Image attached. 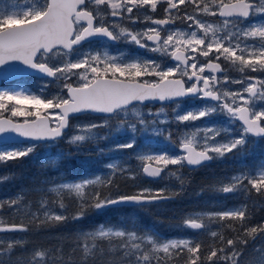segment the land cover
<instances>
[{"label": "snow or ice", "instance_id": "1", "mask_svg": "<svg viewBox=\"0 0 264 264\" xmlns=\"http://www.w3.org/2000/svg\"><path fill=\"white\" fill-rule=\"evenodd\" d=\"M186 3L196 4L200 11L213 16L217 15V12L212 11L211 7H215L219 15L225 18L223 24L209 25L187 13L181 16L178 5ZM165 4L167 5L163 9L165 18L153 20L150 15H145L144 20L151 21L155 26L143 31L134 32L120 27L114 20L109 23L111 18L119 17L123 20L128 14L127 19L135 24L139 17L131 15L133 9L155 12L158 5ZM0 5H4L0 7V78L10 75L13 71H31L41 79L52 78L61 82L63 88L67 90V98L60 94L48 98L45 95L47 83L40 86L38 94H31L30 89H0V140L6 138L8 141H20V138H24L21 143L25 141L54 143L65 137V130L70 127V114L102 113L106 114L103 123L80 127L81 134L72 135L69 143L78 145L84 141L107 139L98 137L94 129L108 127V122L113 117H124L119 120L116 128L118 132L129 135L130 139L127 143L117 144L113 150L131 149L136 146L138 131L142 135L150 134L152 137L164 136L167 132L168 135L164 139L168 141L172 135L168 128L164 127L171 121L163 108L159 112L148 113L154 117L148 122L143 114L135 110L136 104L160 101L175 103L179 108L185 98L204 101L201 106L194 107L184 114L173 110L178 126L193 128L191 132L183 134L180 147L177 149L180 154L173 155L163 151L138 155L142 162L143 174L155 180L162 178L165 172L170 176L177 175L168 171L169 165L179 168L204 166L212 160L222 159L234 150L239 153L249 136L264 138V107L255 110L256 103L251 105L248 103L251 97L264 100V79L244 76L240 80H232L224 73L221 64L215 62L223 58L242 74L246 69L264 73V0H234L230 3L211 0V7L209 4L201 7L197 0H25L23 4L19 0L11 2L0 0ZM106 9H110V12ZM254 17L260 19H253ZM176 19L182 23H190L185 30L164 27L174 24ZM162 32L166 35H162ZM94 39L106 44L121 41L135 44L140 48L160 53L161 57L168 56L173 61V66L166 67L157 60H145L139 56L129 59L124 53L110 55L107 47L95 52L91 49L80 50L83 43ZM210 54L215 56V60ZM201 57L206 58V62H200ZM17 61L23 67L20 69L9 67L12 62ZM217 72L223 74L222 80L216 75ZM74 76L79 78L78 86H73L69 82ZM177 76L179 78H174ZM145 77L157 79H144ZM226 84H239L242 86V92L223 91ZM242 93H247L248 97ZM21 97L30 103L31 108L20 106ZM238 100L242 103L238 104ZM130 111L134 119L129 118ZM6 112L10 113L11 117H24L23 122H14L4 116ZM213 115L226 117L229 127L218 128L210 124L198 127L193 123ZM161 116H164V119H160ZM236 121L240 122L238 135L229 132ZM222 132L229 133L232 138L223 143L219 142L217 137ZM197 143L200 150L193 147ZM35 147L34 143H28L23 150L0 148V162L26 157L35 150ZM171 147L176 149L174 144ZM106 167L114 170L118 165L109 163ZM120 171L131 172V169L120 168ZM129 178L135 179L136 176L133 174ZM231 180L232 183L219 191L225 194L247 192L249 189L244 184L247 180L252 188L261 192L264 189V170L260 171L258 178L241 174L232 177ZM100 182L101 178L97 176L95 179H86L79 183H61L50 191L60 193L68 190L83 197L86 187ZM108 183L111 184V181ZM182 183L181 180V186ZM166 191L165 188L156 190L144 188L136 194L118 195L114 199L101 198L97 192L91 196L95 202L90 207L97 211L115 205L144 208L179 195V193L167 195ZM45 203L47 202L41 204V208ZM86 203L87 201L81 203V211L72 217L73 220L83 218ZM18 204L19 198L11 200L7 207L13 209L18 207ZM4 206V202H0V211ZM59 207L63 209L65 206L61 203ZM206 215L209 220H239L242 226L248 218L243 205ZM44 216L47 220L55 222L68 219L54 211H45ZM199 218L187 219L184 227L193 230L205 229L207 226L198 222ZM26 231L27 226L22 224L0 227V233ZM245 231L264 233V224L250 229L245 228ZM217 235L216 232H211L212 237ZM83 236L90 239L93 245L90 248L85 243L82 259L72 264H89V258L94 257L93 249L96 248L97 239L124 238L126 242L120 247L124 250V258L128 264H165L159 253L171 257L174 252L176 256H180L185 250L188 254L186 264H204L205 261L207 264H237V258L243 253L237 252L235 246L237 243H247L238 239L235 241L228 239L226 244L231 249L228 255H223L226 251L224 247L212 248L207 256L201 258L199 243L193 246L189 240L182 238L160 243L154 235L138 236L136 232L123 227L105 228L104 225H100L96 231L85 232ZM19 243V241L9 243L8 250L11 251ZM55 251L62 254L61 249ZM258 251L264 253V248ZM99 252L102 254L103 249ZM45 255V252L36 251L34 259L40 260ZM92 264H96L94 258ZM252 264H264V255H259Z\"/></svg>", "mask_w": 264, "mask_h": 264}, {"label": "rangeland", "instance_id": "2", "mask_svg": "<svg viewBox=\"0 0 264 264\" xmlns=\"http://www.w3.org/2000/svg\"><path fill=\"white\" fill-rule=\"evenodd\" d=\"M224 1L231 2L232 0H223V2ZM9 2H11V0H9ZM19 2L23 4L25 0H19ZM197 3L200 4L201 7L204 4H209V6L211 7V0H197ZM3 6L4 5H0V7ZM165 7H167L166 4L158 5L157 10L155 11L158 12V14L161 15L163 14V17H161V19L165 18V13L163 11ZM178 7L181 9L180 12L181 16L187 13L194 15L197 19L209 25L220 26L223 24L224 20H221V18L218 16V9H216L215 7H211L212 11L217 12V15L215 16L211 14L203 13L202 11H200V9L197 8L196 4L186 3L185 5H178ZM101 8L103 9L104 6H101ZM188 9H191V11H188ZM106 11L110 12V9H106ZM153 13L154 12H151L150 10L145 11L142 9L140 11H137L136 9H133V13L131 15L135 17H139V20L135 24H133L129 19H127L128 14H126L125 19L123 20H121L119 17L111 18L109 20V23H111L114 20L117 24L120 25V27L127 28L134 32L143 31L148 27L155 26L151 23V21L144 20L145 15H150L152 19H154L155 15ZM255 19L258 20L260 19V17H255ZM188 23L190 22L182 23L179 19H176L173 25H169L165 28H170L172 30H175L177 28L181 30H185L187 28ZM162 34L166 35L165 32H162ZM149 44H151V42H149ZM105 47L108 48L110 55H118L120 53H124L125 56L129 59L139 56L140 58L145 60H157L163 66L166 67L173 66V61L168 56L161 57L160 53L149 51L146 48H140L135 44H127L123 41H121V45L118 47L113 46L112 44H106L105 42H102L100 40L90 41L82 45L80 50L88 51L89 49H91L95 52V51H102ZM210 55H212L213 59L215 60V56L213 54ZM57 60H59V57L57 58ZM200 62H206V58L201 57ZM215 62L222 63L227 68L225 74H227L230 79L232 80L242 79L240 76L235 75L236 73H240L237 70V68L232 66L228 62L224 61L223 58H221L220 61H215ZM75 71H82V70H75ZM219 78L222 80L223 75H221ZM144 79L155 80L157 78L145 77ZM78 80L79 78L74 76L71 78L69 82L72 83V85H78ZM22 81L25 84L24 83H22L21 85L4 84L0 87V89H8V88H14L16 90L30 89L31 94H38L37 91L32 89V88L37 89L38 84L43 85L47 83V86L50 87L52 86L53 89L63 88V84L61 82L54 81L53 79L50 80L49 78L45 80L41 78L29 79L28 77H24L22 78ZM244 87H246V85ZM59 89L57 94H60ZM222 90L228 92H242V86L239 84H226L223 86ZM242 94L248 97L247 93H242ZM65 98H67V96ZM19 99H20L21 107L26 106L31 108L30 103L25 101L23 97ZM250 100L251 99L249 98L248 103L250 105L256 103L257 107L255 110H261V107H264L261 106L264 100H260L259 98H255L252 102H250ZM11 103H15V102H11ZM239 103L242 102L238 100V104ZM202 104L203 102L194 101L193 99L184 100L179 108H177V105L175 103L169 105L137 104L135 106V110L143 114L148 122L154 119V117L149 116L148 113L150 112L156 113L159 112L161 108L164 109V112L167 114L168 119L171 121L169 124L164 126L167 127L168 130L172 133L170 141L164 139V137L168 135L167 132L164 133V136L152 137L150 134L142 135L141 132L138 131L136 133L137 141H136V146L134 148L121 149L115 151L113 149L117 144L127 143L130 137L124 132H118L116 128V125L119 123V120L123 119L124 117H113L112 119L109 120L108 127L94 129L98 137H107V139L84 141L86 143L91 142V144L93 145L92 149L97 151V154H95V156H93V153L87 152V148L83 146L79 147V145L82 144L83 142H81L78 145L71 144L69 143V138L72 135L81 134L79 132V128L82 126L89 124L103 123L105 117L92 115V114H84L82 116H77L76 118L73 119L70 130L66 133L65 137L62 140L55 141L54 143L35 144L36 145L35 150L28 155L32 157V159L35 161L36 166L40 168L39 173L41 175L40 178L41 183L39 185L33 184L32 182H30V180H25L23 181L20 190H16V192L14 191L11 193H4L0 191V202H4L5 204L3 210L0 211V222H2L0 223V227H6L12 224L27 225L28 223H30V225L32 226L38 225V222L47 221V219L44 216L45 211H54L56 214L63 215L64 214L63 209L59 207V205L61 203L63 204V202L59 201V204L55 205L50 200H52L55 195H57V197L60 198L64 193H70V194H76V193L70 192L68 190H63L60 193H55V192H51L50 189L57 187V185L61 183H79L86 179H95L97 176L101 178V182L86 187L84 189V196L82 198H87L88 195L91 197L92 196L91 193L97 192L94 191L93 189L100 186H105L104 190L109 189V192H107L106 195H103V198H113V199L116 198L118 195L136 194L138 191L144 188L153 189V190L165 188L167 189L166 194L168 195H172L173 193H178L181 187V180L183 182L182 183L183 185L186 183L188 177L190 176V174L186 172L184 168H179L178 166L175 165H169L168 171L175 172L177 174L176 176H170L168 175L167 172H165L159 181L156 182L150 181L145 178L142 172V162L138 159V155H148V154L163 152V150L157 149L163 146L164 148H166L167 152H170L173 155L180 154L179 152H177V149H179L180 147L181 138L183 137V134L185 132H191L193 128L191 126L185 127L184 125L178 126L174 119L173 110L176 109V111H178L180 114H184L186 111L191 110L194 107H199ZM42 114H43V110H42ZM4 115L11 117L10 113L8 112L4 113ZM12 118L19 120L18 117H12ZM129 118L134 119V116L131 111L129 112ZM160 119H164V116H161ZM20 120H24V117L21 118ZM193 123L198 127L205 124L215 125L218 128L229 127L226 121V117H224L223 115H213L210 118L201 119ZM137 126L139 128L138 122H137ZM234 126L235 125L233 123V125L229 129V132H235ZM200 135L202 136L203 133H201ZM231 138L232 136L229 133L222 132L221 135L217 137V140L223 143L226 142L227 139H231ZM64 143L70 145L72 151L78 158V162H80L83 166L89 169L90 173L88 175H85L81 179H75V180H63V175L62 174L60 175V173H55L56 178L54 176H45L46 172H44L41 168L46 167V161L51 162L52 158L53 159L59 158L60 155L56 156L52 154L55 153V151H59V149L62 148V145ZM200 143H202V141H200ZM173 144L176 145V149H173L171 147V145ZM194 145L199 148L198 143ZM26 146L27 143L17 144V145H6L3 142L0 143V148L7 150H14L16 148L23 150ZM78 151L81 152L83 155L81 156L77 155ZM28 156H26V158ZM10 161L13 160H9L7 162H0V168L4 163H9ZM29 162L30 161L27 160L25 164ZM109 163H115L118 165V167L114 170H109L106 167ZM253 163L254 166L249 167V162H240L237 164V166L233 162H213L209 165H205L203 167H200L199 169L193 170L196 172L198 176H200L201 181H203L204 179L203 182L208 183L207 185H205V188L208 189V195L206 196L205 199H202L200 203L192 204L193 205L191 207L192 209H190L189 211H185V216L182 218L177 231L167 237L160 238L158 235H154L155 231L152 227L140 230L133 225H131V227L130 226L125 227L122 225L115 226V225L104 224V226L105 228L123 227L126 228L128 231L136 232L138 236L154 235L160 243H163L171 239H181V238L187 239L191 243H193L195 242V240L199 239L201 235L206 236V238H211L210 240H214V238L211 236V232H216L218 234V232L221 230V227L219 226L221 221L209 220L206 214L226 211L229 209L238 208L243 205V203L241 202L242 200L239 197V191L236 193L225 194L219 191V189H221L224 186H228L230 183H232L231 178L234 176H240L241 174L250 175L251 173H254L255 176H259L260 171L264 170V160L263 162H253ZM120 168L131 169V172L122 173L120 171ZM187 170L190 169L187 168ZM133 174H135L136 178L135 179L129 178ZM177 177H180V179H177ZM7 178L8 176L6 175L0 176V180ZM119 178L120 179L127 178L129 180V186L126 185L123 186V188L130 190L128 193L126 194L120 193L119 190L121 189L118 186H116L118 184L117 180ZM113 180H115L116 182H113ZM109 181H111V184L108 183ZM244 183L246 182L244 181ZM88 191L90 192L88 193ZM17 198H19L18 207L9 209L7 207V203ZM45 201L47 203H45L44 207L41 208V204ZM254 206H257V208L259 209L264 208V201L261 200L259 203L254 201ZM120 207H124V206H120ZM197 217H200L198 222H201L207 226L205 229L193 230L184 227L185 221L187 219L197 218ZM259 224H264V221L260 222ZM99 226L100 224L97 225L96 229L89 231L85 229L77 228L76 231H72L69 238L70 240H73V243L74 241L82 242V243L88 242V239L83 236V233L96 231L99 228ZM61 237L62 235L59 233L57 234L49 231H37V230L26 231V232L0 233V250L2 252L0 254H4V256L8 258H13V259L17 258V260L21 259L22 257L33 259L35 252L40 250V247H37L35 244L42 243L43 241L50 240L52 238H61ZM16 241H19L20 243L11 251H9L8 244L15 243ZM240 241H244V240H240ZM125 242H126L125 239L122 238V244ZM237 245L239 246L238 252L243 253L241 257L237 258V264H252V261L256 260L259 255H264V253L258 251V249L264 248V233L259 232L254 238L248 240L247 243H237L236 246ZM79 250H83L82 247H79ZM121 260L125 261L122 264H128V261L126 258H124L123 254Z\"/></svg>", "mask_w": 264, "mask_h": 264}, {"label": "trees", "instance_id": "3", "mask_svg": "<svg viewBox=\"0 0 264 264\" xmlns=\"http://www.w3.org/2000/svg\"><path fill=\"white\" fill-rule=\"evenodd\" d=\"M41 85L42 84L37 85L38 90L34 88L32 89L35 91L37 90L39 93ZM58 89L59 88L53 89L52 86H47L45 89V95L48 98L53 97V95H57ZM59 90L60 95L66 96V90L64 88ZM18 118L21 119L23 117ZM82 146L87 148V152L93 153V156L97 154V151L92 149L93 145L91 142H83L79 145V147ZM157 149L166 151L164 146ZM77 153L79 156L83 155L79 151ZM52 155L60 156L56 159L52 158L51 162L46 161V167L41 168L44 172H46L45 176H54L56 178L55 173H60V175H63V180H75L81 179L90 173L88 168L78 162V158L72 151L69 144L64 143L62 148H60L59 151H55ZM27 160L30 162L25 164ZM184 170L188 172L190 176L188 177L186 183L180 187V190L178 191L179 195L174 196V198L166 202L155 203L144 208L135 206L120 207L115 205L97 211L90 207V205L95 201L92 200L89 195L87 198H82L76 194L70 193H64L60 198L55 195L50 201L55 205H58L59 201H62L65 206L63 208V215L68 217V219L59 222L47 220L46 222H38V225L35 226L28 223L25 226H27L28 231H49L57 234L59 233L62 237L52 238L50 240L43 241L42 243L35 244L37 247H40L39 251L46 253V255L40 260H35L34 258L28 259L26 257H22L17 260V258H8L4 256V254H0V264H72V262H79L84 255L83 250H79V247H82L83 249V245L87 243L91 248L93 242L88 239V242L85 243L75 241L73 243V240H70L69 238L70 234L72 231H76L77 228L88 231L94 230L99 224L115 226L122 225L125 227H131V225H133L140 230L152 227L155 231L154 235H158L160 238H164L172 233H175L179 228L182 218L185 216V211L192 209V204L200 203L202 199H205L208 195V189L205 188V185L208 183L203 182V178V181H201L200 176H198L195 171L192 170V172L191 170H187V167H184ZM39 171L40 168L36 166L35 161L30 156L27 158H18L10 161L9 163H4L0 168V176L6 175L8 178L0 180V191L4 193L16 192V190H20V187H22L21 185L25 180H30L33 184L39 185L41 183V175ZM113 182L116 181L113 180ZM117 182L118 184L116 183V186L121 189L119 190L120 193L126 194L130 191L123 188L125 185L129 186V180L127 178H119ZM104 189L105 186H100L94 188L93 190L100 193L101 198H103V195H106L107 192H109V189ZM89 192L90 191H88V193ZM93 194L94 193H91V195ZM263 194L264 190H262V192L251 190L247 192H239L240 199L247 205L246 216L248 218L244 221L243 226L239 220L226 219L221 221L219 224L221 230L218 232L217 237H213L214 240H210L211 238H206V236L202 235L199 239L195 240L192 245L194 246L197 243L201 245V258L207 256L212 248L219 249L224 247L226 251L223 255H228L231 251L229 246L226 244L228 239L248 241L259 233H248L245 231V228L250 229L254 226L262 225L259 223L264 221V211L263 209L252 206V204L253 201H261ZM83 201H87L83 209V218L73 220L72 217L76 216L81 211V203ZM121 244L122 238L114 237L108 239H97L95 241L96 248L93 249L94 257L89 258V264H92L93 258L95 259L96 264H102V262L103 264H109V262H111V264H122L125 261L121 260L122 254L124 255V250L120 247ZM235 247L238 252L239 246L237 245ZM55 249H61L62 254L57 253ZM100 249H103L102 254L99 252ZM0 253H2L1 250ZM158 255L163 258L165 264H186L188 259L186 250L180 256H176L174 252L171 257H167L163 253H159ZM54 257H59V259H54ZM204 264H207V262L205 261Z\"/></svg>", "mask_w": 264, "mask_h": 264}, {"label": "flooded vegetation", "instance_id": "4", "mask_svg": "<svg viewBox=\"0 0 264 264\" xmlns=\"http://www.w3.org/2000/svg\"><path fill=\"white\" fill-rule=\"evenodd\" d=\"M224 3H226V2L224 1ZM188 11H191V9H188ZM153 14L155 15V18L153 20L161 19V17H163V14L162 15L158 14V12H154ZM218 16L221 18V20L225 19L224 17H221L219 15V12H218ZM158 17H160V18H158ZM162 19H164V18H162ZM253 19H255V17ZM171 25H173V24H171ZM94 41H97V40H94ZM112 45L118 47V46L121 45V42L116 43V44H112ZM220 64H221L222 69H224V73H225L227 68L222 63H220ZM206 74H207V70H206ZM216 75L218 77H220L223 74L220 73V72H217ZM235 75L236 76H240L241 78H244V76H251V77H255V78H259V79H264V73L252 72V71H250L248 69L246 70V72L244 74L236 73ZM18 81L19 80H13L12 82H18ZM75 86H78V85H75ZM255 98H258V97H251L250 98L251 99L250 102H252ZM191 99H193V98H186L185 100H191ZM194 101H199V100H194ZM201 102L204 103V101H201ZM261 106H264V102H263V104ZM74 118H76V117H74ZM73 119H72V121H73ZM234 125H235L234 126L235 133L238 135L239 131H240V122L236 121V122H234ZM263 160H264V138H258V137L249 136L246 145L244 146V148L239 153H237L234 150L233 153H230V155L228 154L222 159H215V160H213V162H233L236 166L240 162H249V167H253L254 166L253 162H263ZM250 176H252L254 178H258V176H255L254 173H251ZM245 182L246 183H244V184L247 185L249 190L256 191V189L252 188L251 185L248 184L247 180H245ZM262 190H264V189H262ZM262 190H261V192H262ZM239 192H243V191H239ZM261 200L264 201V194H263ZM241 202L243 203V205L246 208L247 207L246 203L243 200ZM259 202H257V203H259ZM252 206H254V201H253ZM255 207H257V206H255ZM261 209H264V208H261Z\"/></svg>", "mask_w": 264, "mask_h": 264}, {"label": "water", "instance_id": "5", "mask_svg": "<svg viewBox=\"0 0 264 264\" xmlns=\"http://www.w3.org/2000/svg\"><path fill=\"white\" fill-rule=\"evenodd\" d=\"M232 2H234V1H232ZM228 3H230V2H228ZM165 27V26H164ZM218 63V62H217ZM9 67L10 68H12V69H20L21 67H23L22 65H21V63L20 62H12L10 65H9ZM30 74H32V75H36V76H38L36 73H34V72H31V71H28V72H25V71H13L10 75H7L6 77H3V78H0V84L2 83V79H6V80H13V79H16V78H18V77H21V76H24V75H30ZM174 78H179V77H174ZM148 103H155V104H170L169 102H160V101H145L144 103H142V104H148ZM82 114V113H81ZM93 114H98V115H106V114H102V113H93ZM74 115H80V114H70V117L71 116H74ZM7 117V116H6ZM9 118V117H8ZM10 119H12V118H10ZM13 120V119H12ZM14 122H23V121H15V120H13ZM69 123H70V119H69ZM69 130V128L68 129H66L65 131H68ZM24 140V138H20V141H23ZM0 141H2V142H9V143H21L20 141H16V140H13V141H8L6 138L4 139V140H0ZM25 142H28V141H25ZM32 142H34V143H42V142H44V141H31V142H29V143H32ZM193 147H195L196 148V150H199L196 146H194L193 145ZM211 162V161H210ZM210 162H207V164L208 163H210ZM155 166V165H154ZM197 167H200V166H190V167H188V168H190V169H194V168H197ZM147 177V176H146ZM148 179H152V178H150V177H147ZM152 180H154V179H152ZM155 180H158V179H155Z\"/></svg>", "mask_w": 264, "mask_h": 264}]
</instances>
